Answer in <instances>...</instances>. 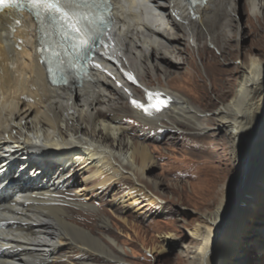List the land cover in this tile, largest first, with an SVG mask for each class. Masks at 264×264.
<instances>
[{
	"label": "bare ground",
	"instance_id": "obj_1",
	"mask_svg": "<svg viewBox=\"0 0 264 264\" xmlns=\"http://www.w3.org/2000/svg\"><path fill=\"white\" fill-rule=\"evenodd\" d=\"M238 1L114 0L113 57L135 82L112 68L94 67L80 86L54 90L26 44L11 69L0 63V172L30 175L25 183L32 186L14 191L25 195L22 209L0 205L1 214L11 215L0 222L16 221L0 231V264H131L121 245L132 237L121 240L111 217L135 234L134 221L149 214L174 219L156 232L154 256L174 250L175 264H264V45L243 51L247 35L236 20ZM243 1L261 42L264 0ZM186 49H214L223 62L234 55L241 62L233 67L231 98L211 116L171 88L193 79L189 70L181 77L175 72L185 65L196 70ZM205 67L214 82L212 68ZM149 93L167 101L155 111L153 98L152 115L133 103L149 106ZM222 132L228 142L215 141ZM168 133L183 135L184 145L194 143L190 152L217 158L226 152L229 180L222 185L216 167L193 164L195 173H183L193 182H187L189 202L180 179H169L166 171L154 177L158 164L149 141ZM169 181L177 202L162 195ZM178 205L195 206L199 218L190 221L173 209ZM182 221L185 231L171 229Z\"/></svg>",
	"mask_w": 264,
	"mask_h": 264
},
{
	"label": "rangeland",
	"instance_id": "obj_2",
	"mask_svg": "<svg viewBox=\"0 0 264 264\" xmlns=\"http://www.w3.org/2000/svg\"><path fill=\"white\" fill-rule=\"evenodd\" d=\"M238 2L240 6V14L238 13L236 15V20L241 22V25L245 27V32L247 35L246 39L243 40V51L245 52V50L249 48L256 50L261 49L262 46L264 45V40L261 42L259 41L261 38L258 37L259 34V30H258L259 28L257 26L258 24L255 22V20L254 21L251 20L252 17H250L249 13L246 11L244 6V1L239 0ZM232 25L233 23H231V28ZM256 44H258L259 47ZM201 48H206L205 44H202ZM186 50L187 51H185L186 53L185 55L190 59L191 62H193V64H195L196 70L190 69L188 66L185 65L181 67L182 69L180 68L178 70H175V72H177L178 76L181 77L183 76V74H185L186 70H189L193 79L178 80L177 82L172 83L171 88L185 95L188 99H190V101H192L193 104L199 106L202 110L208 111L206 115L211 116L212 112L218 108V105L220 103L228 101L231 98V93L233 90L232 81L234 80L235 77V72L233 70V67L240 66L241 62L233 61V59L237 57L235 55L231 56L230 57L231 60H229L228 62H223L222 59L221 60L217 59L216 56H218V53L215 55L214 49H210V50L207 49V51L206 49L204 50L201 49L200 52L194 51L193 49H186ZM200 54H202V56ZM206 63H208L210 68H212L211 72L213 74V77L216 79L214 82H212V80H210L207 74L205 73L206 69L204 68H206L205 67ZM152 79L154 80L155 77ZM179 134L169 135L168 133L157 137L158 140L157 139L155 141L152 139L150 141L148 140L150 144V149L158 164L157 168L153 172V176L156 178H160L162 172L166 171V174L169 179L171 180L180 179V183H178L179 187L180 188L183 187L184 193L186 195L185 199L190 202L191 189H190V185L187 182L190 181L189 176L192 173L196 172V165L193 164H198L199 167L201 166L216 167L217 172L219 173L221 172L223 176L222 177L220 175V178L222 180L221 182L222 185L230 178L229 172L232 167V164L229 156L224 151L222 152V154L219 155L220 158H217L214 155H206L205 152L204 154L199 153V151L190 152V150H193L192 146H194V143H187L186 145H184L182 142L183 135H179ZM183 134L187 135L186 133ZM219 138H223L224 141L226 142L229 141L227 139L228 138L227 134L224 132H222L219 135H216L215 141L218 140ZM215 151L217 150L215 149ZM202 159L204 160V162H202ZM206 160L208 161L207 164H206ZM184 171L189 175V176L186 175L187 178L183 177ZM191 183L193 184V182ZM171 184L172 183H170V181L166 183V187L167 186L169 187L164 188L162 190V195H164V197L169 201L177 202V198L173 197V195L170 192L172 189ZM193 202L194 200L191 203ZM101 205L102 204L100 202L96 203V206L99 207V209L101 208ZM173 209L174 210L182 209L188 215L187 218L190 221L199 218V213L196 210L195 206L190 205L189 208L187 207L185 208V206L180 207L178 205V206H174ZM104 214L103 215L106 217L107 216L111 217L110 213L108 212ZM168 218L166 217L158 218L157 216H153V215H151L150 217V214L146 215L142 220L136 222L134 221V223L137 224L136 226H139L137 227L138 229H136L137 233L134 234L133 233L134 231L132 232L130 229L122 230L119 227V225L116 224L117 223L116 219L111 217L113 223L112 230L116 235L125 236L126 234H129L132 237V240L128 241L126 245H121V247H123L124 251L128 256L127 257L128 261H130L131 264H175L176 259L172 257L173 254H175L174 250L168 251V253H166L164 256H154L153 254H150L151 247L153 246L151 242L156 232H158L162 228L163 229L168 228L171 225V224L169 225V222H172L174 220L173 218L172 219L171 218L168 219ZM80 220L85 222V218L84 219L82 218ZM89 223L90 222H88V224ZM81 225L88 228H90V226H94V225H87V223H82ZM175 226L176 228H171V229H177L178 227L177 230L185 231V229H183L184 226L183 221L181 223L176 222ZM96 231H98L97 228ZM120 238L121 240L126 239L125 237L122 236H120ZM189 240L190 238L188 237L184 242V244L181 245L182 248L185 245H187L184 247L185 248L184 250L182 249L184 255H186L185 251H187L188 247L191 245L188 243ZM183 264H188V263L186 261L183 262Z\"/></svg>",
	"mask_w": 264,
	"mask_h": 264
},
{
	"label": "snow or ice",
	"instance_id": "obj_3",
	"mask_svg": "<svg viewBox=\"0 0 264 264\" xmlns=\"http://www.w3.org/2000/svg\"><path fill=\"white\" fill-rule=\"evenodd\" d=\"M23 3L31 6L27 10L35 16L38 24L47 22L64 29L62 35L71 46L73 60L87 59L93 43L103 44L98 38L104 35L108 22L104 18L102 6H107L109 0H0V9L11 5L19 10ZM80 9L87 11H79ZM97 16L100 17L99 20L96 19ZM95 67L100 66L97 64ZM148 96L149 106L133 101L134 106L147 115L153 114V98L157 101L155 111H160L167 104L166 100L160 99L159 93H149Z\"/></svg>",
	"mask_w": 264,
	"mask_h": 264
}]
</instances>
